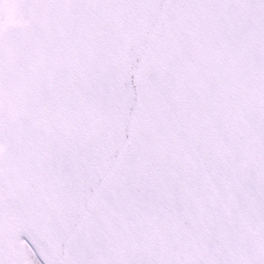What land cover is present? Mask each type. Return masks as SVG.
Returning <instances> with one entry per match:
<instances>
[{
  "label": "snow or ice",
  "instance_id": "6c2138e0",
  "mask_svg": "<svg viewBox=\"0 0 264 264\" xmlns=\"http://www.w3.org/2000/svg\"><path fill=\"white\" fill-rule=\"evenodd\" d=\"M0 264H264V0H0Z\"/></svg>",
  "mask_w": 264,
  "mask_h": 264
}]
</instances>
